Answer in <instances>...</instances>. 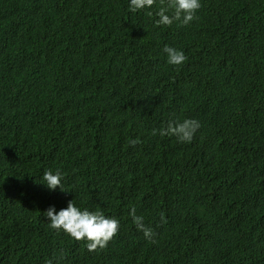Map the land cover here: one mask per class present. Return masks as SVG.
I'll list each match as a JSON object with an SVG mask.
<instances>
[{
  "label": "trees",
  "instance_id": "obj_1",
  "mask_svg": "<svg viewBox=\"0 0 264 264\" xmlns=\"http://www.w3.org/2000/svg\"><path fill=\"white\" fill-rule=\"evenodd\" d=\"M200 2L157 26L159 0H0V264H264V0ZM70 200L119 221L107 247L49 226Z\"/></svg>",
  "mask_w": 264,
  "mask_h": 264
},
{
  "label": "clouds",
  "instance_id": "obj_2",
  "mask_svg": "<svg viewBox=\"0 0 264 264\" xmlns=\"http://www.w3.org/2000/svg\"><path fill=\"white\" fill-rule=\"evenodd\" d=\"M157 0H130V11L137 12L144 8H151L156 4ZM160 7L156 13L159 18L155 21L157 26H171L174 22L181 25H188L196 18V12L201 8L200 0H159ZM170 13V14H169ZM152 15V13H149ZM164 52L167 54L168 63L174 66L182 65L187 57L182 50L165 45ZM200 128V123L194 118L184 119L182 122L169 121L167 126L161 129H153L152 135L175 136L182 143H190ZM141 143L139 138L130 141L132 146ZM64 174L57 169L55 173L48 170L43 173V183L50 190L59 188L64 189L62 180ZM45 216L50 221V227L57 232L63 230L71 238L80 241L86 240L88 251H96L107 247L108 243L119 232L120 224L116 218L107 217L103 211H90L88 209L79 208L73 203L68 202L66 208L60 209L58 212L55 207H50L45 211ZM133 223L136 228L143 232L146 239L154 241L155 232L152 228L145 226L143 216L136 214L133 207L130 211ZM161 221L164 220L161 214ZM63 257V254L61 258ZM46 264H52L49 260Z\"/></svg>",
  "mask_w": 264,
  "mask_h": 264
}]
</instances>
